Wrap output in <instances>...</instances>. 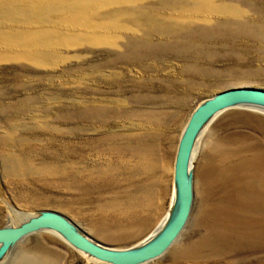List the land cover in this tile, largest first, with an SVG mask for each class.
Instances as JSON below:
<instances>
[{
	"label": "rangeland",
	"instance_id": "374dc122",
	"mask_svg": "<svg viewBox=\"0 0 264 264\" xmlns=\"http://www.w3.org/2000/svg\"><path fill=\"white\" fill-rule=\"evenodd\" d=\"M151 1L0 0V228L52 210L107 246L140 243L169 210L178 143L194 109L228 89H264V0H200L192 12L179 10L195 0H156L169 5L160 19L178 11L182 20L161 28L109 16L110 4L140 14ZM165 124L172 171L167 188L151 196L148 175L124 171L123 147L161 143ZM193 158L190 219L168 252L147 264H264V240L233 244L238 220L243 228L264 220V112H223ZM231 168L243 210L232 204L229 212L221 176ZM224 219L228 245L200 248ZM3 264L106 263L44 231Z\"/></svg>",
	"mask_w": 264,
	"mask_h": 264
},
{
	"label": "water",
	"instance_id": "95a60500",
	"mask_svg": "<svg viewBox=\"0 0 264 264\" xmlns=\"http://www.w3.org/2000/svg\"><path fill=\"white\" fill-rule=\"evenodd\" d=\"M242 108L264 112V89H228L202 100L194 109L178 143L169 210L161 224L140 243L124 249L110 247L94 239L62 213L41 210L16 225L0 228V264L24 239L44 231L57 235L88 258L106 264H147L162 257L180 238L193 210V153L200 135L223 112Z\"/></svg>",
	"mask_w": 264,
	"mask_h": 264
},
{
	"label": "bare ground",
	"instance_id": "6f19581e",
	"mask_svg": "<svg viewBox=\"0 0 264 264\" xmlns=\"http://www.w3.org/2000/svg\"><path fill=\"white\" fill-rule=\"evenodd\" d=\"M152 2H153V4H152ZM150 3H151L150 5H146L147 8H145V7L142 8L143 12L140 14H138L137 11H135L134 14H129V12H132V10H135V8H133L130 5L129 6H124V5L122 6L121 5L122 6L121 7L120 5L118 6V5L110 4V5H108L109 8L111 9V10L109 9L110 11H108V12H110L109 16L111 15L110 18H113L112 16H115V18H116V16H117L121 19V20H117V21L127 22L128 24H131V26L133 24L134 26H137V27L139 25L144 24V25H155L158 28H161L162 26H164L166 24L165 21L170 25L171 24L172 25L182 24V20L180 19V15H179L178 11H172V14L168 11L169 15H167V17H169V18L166 17L167 19H165V20L160 19V16H162L161 13H162L163 8L169 7V5L164 3V1L153 0ZM172 7H182L183 8L184 5L183 6L182 5H180V6L170 5L171 9H172ZM201 8H202V2L200 0H195V1L189 3V7H184L183 9H181L179 11H183L186 9L188 12H192V11L201 10ZM70 9L74 10V7L70 8ZM140 9L141 8H137L136 10H140ZM106 12H107V10H106ZM164 12H166V11L164 10L163 13ZM144 17L148 18L149 20H146L145 22H142L141 24L138 23V21ZM163 17L165 18L164 15H163ZM159 21H161V22H159ZM112 23H115V22L112 21ZM117 25L118 26H124V27L127 26V24H125V23H118ZM207 128L202 132L198 141L200 140L202 135L205 133ZM168 129H169L168 124H165V126H163V128L161 129V133H160L161 143H158L156 141H152L151 143L146 144V143H143L144 141L142 142V140H140L138 143H136L135 146H131L130 142H128V144L123 147V150L125 149V152H124L125 153V160L122 163L124 166V171H127V172L133 171L138 176L144 175V174L148 175L152 181L151 182L152 189H150L151 193L149 192V194H151V196H153L152 194H154V192L155 193L157 192V190H158L157 186L158 185L161 187V190H163V188L164 189L167 188L166 181L168 180V177L170 176L171 171H172L171 163H172L173 158H174V152L170 151V150L168 152V149H167V143H168L167 142V131H168ZM164 136H166V137L164 138ZM162 137L165 140H163ZM198 141L196 143V146L198 144ZM195 151H196V147L194 149V153H195ZM194 153H193V157H194ZM235 170H236V168H231L229 170H226L225 172H223V174L221 176V178L224 182V185H226L225 187H226L227 192H228V195L226 196V203L225 204H226V206H228L227 209L229 210V212H230L229 207H231L232 204L236 205L234 207V209L235 208L239 209L241 206V205L237 206V200H235L236 199V189L233 186V179H234V175H235L234 174ZM260 180L262 183V192L264 194V170H262L260 173ZM240 209L243 210V208H240ZM224 220L225 221H222V222L220 221V222L216 223L217 226L214 225L215 227L212 226L210 228V233L208 235L210 237V240L206 239L203 242H201L199 244L200 248H202V249L207 248V249L211 250L210 252L214 253L217 251H221L222 249H224V247H226V245H228L227 238H228V235H231V232H229L230 231V225H229L227 219H224ZM247 224H248V227L243 228V225L241 223V219L238 220V223L236 225L237 228L235 230L236 234H234L235 235L234 236L235 240L233 243L234 245H239L240 239L245 238V237H249L251 240H254L255 242H259V241L264 240V220L262 221L261 219H256V220L254 219L251 222H247ZM180 252H181V254H180L181 256L185 255L186 254V248L181 249ZM23 261L26 262V258L22 259L21 262H23Z\"/></svg>",
	"mask_w": 264,
	"mask_h": 264
}]
</instances>
